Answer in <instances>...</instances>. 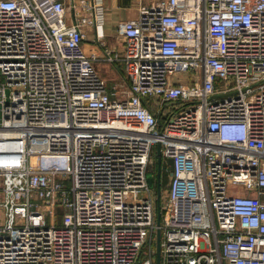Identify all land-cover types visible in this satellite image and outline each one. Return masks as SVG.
Listing matches in <instances>:
<instances>
[{
	"label": "built area",
	"instance_id": "built-area-1",
	"mask_svg": "<svg viewBox=\"0 0 264 264\" xmlns=\"http://www.w3.org/2000/svg\"><path fill=\"white\" fill-rule=\"evenodd\" d=\"M82 25L0 0V264H264V0H158L103 57Z\"/></svg>",
	"mask_w": 264,
	"mask_h": 264
},
{
	"label": "crops",
	"instance_id": "crops-1",
	"mask_svg": "<svg viewBox=\"0 0 264 264\" xmlns=\"http://www.w3.org/2000/svg\"><path fill=\"white\" fill-rule=\"evenodd\" d=\"M156 1L158 0H63L66 20L69 23L83 21V46L86 53L100 57H103L105 51L111 54L122 53V24L138 18L143 6H151ZM94 66L99 75L104 69L109 70L107 67L112 68L110 71L120 70L123 73L119 62L108 63L101 59Z\"/></svg>",
	"mask_w": 264,
	"mask_h": 264
},
{
	"label": "rangeland",
	"instance_id": "rangeland-1",
	"mask_svg": "<svg viewBox=\"0 0 264 264\" xmlns=\"http://www.w3.org/2000/svg\"><path fill=\"white\" fill-rule=\"evenodd\" d=\"M107 68H109V70L104 69L103 73H100V75L107 81L108 85L111 86L116 82H120V83L125 84L124 75H123L122 71L117 70V71L113 72V71H110V69H112L111 67H107ZM124 87H127V84H125ZM153 158H154V165L152 166V169L157 174V171H158L157 153H155V152L153 153ZM165 167H166V164L164 163V160H163L162 173H161V190L162 191H164V188L166 187L168 180H169L168 175L164 172ZM152 187L154 188V184L152 185ZM155 189L157 191V188H155ZM63 213H64L63 208L61 206H58L56 209V219H57L58 224H61V222H62Z\"/></svg>",
	"mask_w": 264,
	"mask_h": 264
},
{
	"label": "water",
	"instance_id": "water-1",
	"mask_svg": "<svg viewBox=\"0 0 264 264\" xmlns=\"http://www.w3.org/2000/svg\"><path fill=\"white\" fill-rule=\"evenodd\" d=\"M158 171L156 174L157 178V223L158 225L161 223V173H162V156L160 152V146L158 145ZM167 164L170 166V170H173V159L169 158L167 160ZM148 182L150 186L154 184V178L152 174H148ZM160 231L158 232V264H160Z\"/></svg>",
	"mask_w": 264,
	"mask_h": 264
}]
</instances>
